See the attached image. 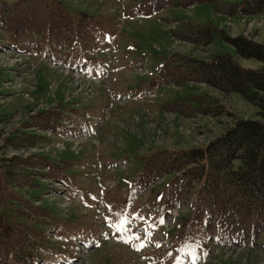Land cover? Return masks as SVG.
<instances>
[{
  "label": "rangeland",
  "instance_id": "374dc122",
  "mask_svg": "<svg viewBox=\"0 0 264 264\" xmlns=\"http://www.w3.org/2000/svg\"><path fill=\"white\" fill-rule=\"evenodd\" d=\"M60 1L80 27L54 45L45 34L8 31L20 0H0V156L51 162L49 171L36 168V186L18 190L17 204H0V264H264V233L205 228L180 171L151 185L143 171L155 151L203 146L233 117L258 116L238 93L180 82L178 66L221 52L264 66L223 35L264 43V12L244 20L208 3L154 10L151 0ZM204 27L213 32L208 45L179 38ZM47 110L61 115V135L35 118ZM17 131L39 142L2 149Z\"/></svg>",
  "mask_w": 264,
  "mask_h": 264
},
{
  "label": "trees",
  "instance_id": "16d2710c",
  "mask_svg": "<svg viewBox=\"0 0 264 264\" xmlns=\"http://www.w3.org/2000/svg\"><path fill=\"white\" fill-rule=\"evenodd\" d=\"M204 3L211 4L217 13L227 16L237 13L258 15L264 12V0H246L243 6H239L235 0L150 1L154 10L172 5L187 8ZM85 19L87 17L82 18V22ZM79 23L66 14L59 4L50 5L43 0H20L15 6L14 20L7 26L8 31L20 37L31 33L46 34L52 42L61 43L70 41L67 36L74 28L76 32L79 30ZM190 29L192 31L184 32L179 38L199 45H208L213 40V32L208 27L195 31ZM223 35L240 56L264 63V43L243 35L229 36L224 32ZM178 68L180 82L206 83L224 93H238L247 102L259 106L260 111L257 117H233L221 134L204 146L184 149L176 154L153 152L143 168L148 178L147 185L171 172L180 171L183 188L194 197L196 222H201L209 230L214 224L230 233L239 231L259 236L264 233V66L246 68L228 53L221 52L208 60L186 59ZM203 97H196L202 110ZM212 110L213 107L207 108L208 112ZM54 111H41L35 118L43 117L45 121H40L43 128L54 130L55 118H58ZM19 133L7 135L1 148L4 149L8 142L20 149L39 142L38 135L19 138ZM50 166L51 162L38 154L27 157L15 155L10 160L0 156V204L6 200L17 204L18 190L37 185L34 183L38 176L36 168L49 171Z\"/></svg>",
  "mask_w": 264,
  "mask_h": 264
}]
</instances>
